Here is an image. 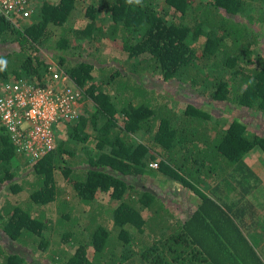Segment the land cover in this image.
I'll return each mask as SVG.
<instances>
[{"label":"trees","instance_id":"16d2710c","mask_svg":"<svg viewBox=\"0 0 264 264\" xmlns=\"http://www.w3.org/2000/svg\"><path fill=\"white\" fill-rule=\"evenodd\" d=\"M255 1L42 0L22 26L0 13V44H18L0 52L7 62L0 81L47 82L54 61L35 44L51 29L50 56L83 89L82 109L92 105L64 122L55 146L34 161L0 123V186L8 190L0 264H264L256 251L264 217L253 226L256 211L245 198L260 180L245 157L254 148L264 153V129L191 100L177 110L164 88L184 85L264 119V0L259 12ZM108 41L125 56L120 67L100 51ZM68 50L84 53L71 58ZM19 159L26 176L16 177ZM159 172L197 194L186 217L143 183ZM237 187L239 198L228 199ZM97 192L117 200L109 217Z\"/></svg>","mask_w":264,"mask_h":264},{"label":"rangeland","instance_id":"374dc122","mask_svg":"<svg viewBox=\"0 0 264 264\" xmlns=\"http://www.w3.org/2000/svg\"><path fill=\"white\" fill-rule=\"evenodd\" d=\"M42 0H35L34 4L32 6V11L25 17L23 18H15V20L18 22V25H23L26 22H29L30 19L33 18L36 8L38 4ZM260 5H262V2L259 0H256L253 3V11L259 12ZM100 15L103 18L108 17V11L103 10L100 11ZM77 16V15H76ZM75 16V17H76ZM76 24H81L83 20L81 18H75ZM257 22V21H256ZM255 23V22H254ZM256 27H259V23L254 24ZM57 36L54 33V30L52 31L51 29H48V32L41 38L39 42L35 44L36 48L38 49V53L44 54L45 57L48 56V58L53 59V61L61 66L54 58L50 56L51 52L54 51L51 45L54 44ZM17 43H10L8 45H1L0 44V52H5L7 49L11 50L12 48L17 47ZM85 47V46H83ZM259 51L264 53V45L263 43L259 44ZM81 47L79 46L78 49ZM77 49V50H78ZM31 51V50H30ZM103 54L107 55L109 58L110 62H113L116 64L117 67H120L122 64V60H124V55L122 50L117 46L115 43L113 44L112 42L108 41L104 45L102 43V47L100 50ZM76 53H84V51H74V50H68L67 51V56L71 58L78 57ZM97 73V72H96ZM161 87V86H159ZM166 95L173 97L176 101L173 102L170 98L166 97V102L168 105L171 107H174L177 110H182L184 107V100H191L192 102L198 103V104H203V106H206L210 110H212L215 114H220V115H226V114H239L241 119L244 120L247 125L251 129H256V130H263L264 129V119L261 115L258 113L248 109H244V113L242 114V110L238 109L234 106L228 105L226 106V103L224 102H213V101H208L203 99V97H199L196 94L192 93L189 89L186 88L184 85H179V84H169L168 86H164ZM87 107V111L85 109H82L81 105V110L85 111V114H88V112L92 109V105L90 103L85 104V108ZM216 116V115H215ZM89 128V127H88ZM61 132V130H59ZM57 136V135H56ZM58 138V137H57ZM60 138V136H59ZM58 138V139H59ZM62 138V137H61ZM88 149L90 148L91 150L94 149L92 144H89ZM245 160L247 161L248 164L251 165V167L257 172L258 176H260V180H253V182L257 183V188L253 189L251 192L246 193L245 198L248 199L252 206L253 209L256 211L254 218V222L252 223L253 226H257V216L264 217V153L260 151L258 148H254L251 150L249 153H247ZM32 162V161H31ZM14 167L18 170V176H26L28 171L30 170L29 167H25V163L23 160H15L13 162ZM56 178L59 179L60 182H62V175L60 172L55 173ZM143 183L146 184L147 186L152 187L158 194L161 196H164L166 199L167 204L170 206V208L174 211V213L178 216L181 217H186L194 208L196 205L195 200H197V194L193 189L190 188H182L180 183L177 182L176 180H171L166 177V175L162 173H157L155 177H145L143 180ZM206 183L203 184V190L214 196V192H212L209 187L205 188ZM223 187V186H222ZM221 187V188H222ZM241 187H237L235 191H230L226 196H228V199H238L239 198V189ZM223 189H227L226 187H223ZM8 192L6 185H1L0 186V202ZM21 193H24V191H21ZM96 202L101 203V211L103 215H106L109 217L111 215V212L113 210V207L117 204V200L109 197L106 193L104 192H97L96 193ZM54 215V214H52ZM252 226V225H251ZM246 228H244L245 230ZM259 229V228H258ZM256 229V230H258ZM256 243V242H255ZM13 249H20L22 251H29L28 247H22V246H17L15 244L11 245ZM264 247L262 244L259 242L256 244V251L258 252L259 256L261 259L264 261ZM47 250L43 251L42 253L40 252V255H43ZM88 253H90L88 251Z\"/></svg>","mask_w":264,"mask_h":264},{"label":"built area","instance_id":"2783aa9c","mask_svg":"<svg viewBox=\"0 0 264 264\" xmlns=\"http://www.w3.org/2000/svg\"><path fill=\"white\" fill-rule=\"evenodd\" d=\"M34 1L0 0V13L18 24L15 18L27 16ZM48 70L51 75L43 85L25 78L0 81V123L12 134L17 150L33 160L55 146L64 122L82 113L83 89L55 62Z\"/></svg>","mask_w":264,"mask_h":264},{"label":"clouds","instance_id":"9594fccd","mask_svg":"<svg viewBox=\"0 0 264 264\" xmlns=\"http://www.w3.org/2000/svg\"><path fill=\"white\" fill-rule=\"evenodd\" d=\"M127 3L128 4H133V3L140 4L141 3V0H127ZM6 63L7 62L4 59H0V70H2L6 66ZM32 161H34V160H32Z\"/></svg>","mask_w":264,"mask_h":264}]
</instances>
